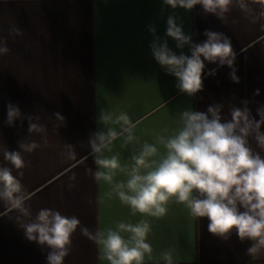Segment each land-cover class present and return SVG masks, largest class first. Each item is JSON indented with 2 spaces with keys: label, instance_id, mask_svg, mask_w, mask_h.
Segmentation results:
<instances>
[{
  "label": "crops",
  "instance_id": "1",
  "mask_svg": "<svg viewBox=\"0 0 264 264\" xmlns=\"http://www.w3.org/2000/svg\"><path fill=\"white\" fill-rule=\"evenodd\" d=\"M173 12L195 43L206 39L205 30L222 32L231 39L239 83L230 79L228 66L206 62L201 92L189 97L176 88L177 79L166 74L151 54L153 35L148 30L149 25H155L156 34L166 38L179 54L175 42L166 37L167 17ZM261 24L264 20L252 24L235 10L225 24L204 14L199 5L191 11L173 10L163 0H0V37L6 38L10 49L0 56V142L19 151L18 141L29 136L27 120L23 126L19 120L15 127L5 123L9 102L17 105L22 115L38 116L48 134V147L25 154L31 166L23 169L22 183L33 213L54 208L63 215L77 216L93 231L119 221L148 219L153 259L146 257L144 264H164L160 255L169 249L174 264L264 263V252L256 259L246 254L251 241L241 242L235 232L228 240L209 233L207 218L192 217L182 204L170 202L167 214L159 219L132 216L118 198H104L109 186L97 183L86 171L96 169L88 155V139L103 127L97 124L100 109L116 114L124 111L134 123L139 121L135 135L141 145L144 141L154 143L157 134H170L179 126L178 113L188 107L206 111L210 105L221 104L222 115L228 119L229 107H243L242 101L247 100L255 116L257 108L264 106ZM13 26L24 35H10ZM183 52L190 54L187 46ZM211 69H217L214 76L207 74ZM257 89L259 95H255ZM57 112L66 118L58 135L53 131ZM31 139L41 142L37 134ZM64 143L75 146V160L62 157ZM120 143L114 142L113 154L119 153L121 162H128L133 148L138 150L140 145L122 149ZM0 165L11 167L2 155ZM73 173L76 187L69 189ZM13 174H17L15 169ZM4 212L0 205V213ZM15 216L14 211L0 215V264H47L48 250L25 238ZM64 264L108 262L102 259L99 247L78 229Z\"/></svg>",
  "mask_w": 264,
  "mask_h": 264
},
{
  "label": "clouds",
  "instance_id": "2",
  "mask_svg": "<svg viewBox=\"0 0 264 264\" xmlns=\"http://www.w3.org/2000/svg\"><path fill=\"white\" fill-rule=\"evenodd\" d=\"M163 4L186 11L199 5L204 14L214 15L225 24L234 10L252 24L264 20V0H163ZM260 27L264 30V24ZM148 30L153 35L152 56L166 74L177 79L176 88L181 93L193 97L203 90L206 62L228 66L230 79L240 82L235 68L237 53L224 33L205 30L206 39L195 43L173 12L167 17L166 37L181 50L177 54L166 38L156 34L155 25H149ZM10 35L23 36L24 31L13 26ZM185 46L190 54L183 52ZM9 52L6 38L0 37V56ZM216 71L211 69L207 74L214 76ZM255 95H259V89ZM242 104L243 107H229L228 119L222 115L221 104L210 105L206 111L185 108L178 113L176 129L167 135L157 134L154 143L144 141L142 145L135 135L139 121L134 123L124 111L116 114L100 109L97 124L103 127L88 139L91 149L88 155L93 158L96 169L86 171L97 183L109 186L104 198H118L132 216L159 219L167 214L170 202L182 204L192 217L207 218L209 233L228 240L235 232L241 242L251 241L246 254L256 259L264 252V155H261L264 106L258 107L254 116L248 101ZM54 116L53 131L58 135V129L66 126V118L59 112ZM39 119L22 115L17 105L7 104V126L15 127L17 120L23 126L27 120L29 136L18 141L19 151L9 150L0 142V155L11 165H0V205L5 209L0 215L16 213L15 223L25 238L48 250L47 264H64L73 250V235L78 229L99 247L102 259L108 264H144L146 257L153 259V247L148 242L152 231L148 219L135 223L119 221L114 226L93 231L82 225L77 216L63 215L54 208H40L33 213L22 178L23 169L31 166L25 154L48 147L47 128ZM33 134L40 135L41 142L31 139ZM118 140L122 149L140 145L138 150L133 148L128 162L122 163L120 154H113L114 142ZM61 155L67 160L78 156L75 146L68 143L63 144ZM75 179L73 173L69 177V189L76 187ZM160 260L174 264L173 251L162 252Z\"/></svg>",
  "mask_w": 264,
  "mask_h": 264
},
{
  "label": "trees",
  "instance_id": "3",
  "mask_svg": "<svg viewBox=\"0 0 264 264\" xmlns=\"http://www.w3.org/2000/svg\"><path fill=\"white\" fill-rule=\"evenodd\" d=\"M261 264H264V263H261Z\"/></svg>",
  "mask_w": 264,
  "mask_h": 264
}]
</instances>
